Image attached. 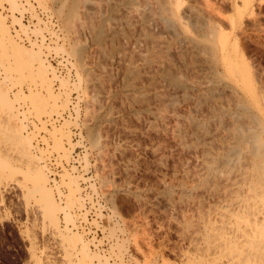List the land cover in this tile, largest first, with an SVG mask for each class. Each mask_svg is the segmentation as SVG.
Masks as SVG:
<instances>
[{"label":"rangeland","instance_id":"rangeland-1","mask_svg":"<svg viewBox=\"0 0 264 264\" xmlns=\"http://www.w3.org/2000/svg\"><path fill=\"white\" fill-rule=\"evenodd\" d=\"M36 1L52 7L63 27L62 41L46 48L67 53L81 78V156L92 169L85 175L63 169L57 185L67 193L57 199L59 186L50 182L42 154L51 149L69 159L75 121L69 114L47 125V118L62 114L73 89L44 57L43 45L13 35L9 17L27 28L14 14L22 0H0L11 10L0 11V88L7 94L0 99V264H36L41 250L52 264H81L80 246L63 249L50 237L26 170L14 166L23 153L46 176L58 232L82 237L89 264H125L127 249L132 264H194L195 256L206 257L197 249L206 219L225 198L239 193L252 200L264 187L255 177L257 166L264 167V142L257 157L250 134L264 141V0H174L183 21L175 25L166 23L162 0ZM27 51L34 54L28 57L33 73L11 55ZM18 128L21 138L13 132ZM84 181L120 216L119 222L103 217L109 237L102 251L76 227Z\"/></svg>","mask_w":264,"mask_h":264},{"label":"bare ground","instance_id":"bare-ground-1","mask_svg":"<svg viewBox=\"0 0 264 264\" xmlns=\"http://www.w3.org/2000/svg\"><path fill=\"white\" fill-rule=\"evenodd\" d=\"M173 1L174 0H162L161 1V9L164 12L163 17H164L166 23H168L169 25H175V23H182L183 22L181 20V15L178 11V8L174 6L175 4H173ZM22 2H23L22 11L19 13H22L23 10H25V9L33 7V4L31 5V3H32L31 0H30V3L26 2L25 0H22ZM5 3H7V2H5ZM25 5H28V7ZM42 7L47 8L45 6H42ZM2 8H4V3H3ZM7 8L9 9L8 3H7ZM31 9H33V8H31ZM0 11L2 12L1 9H0ZM53 11H54V9H53ZM7 13L10 14L11 10H10V12H7ZM14 14H16V16H19L21 18V16L19 14L15 13V12H14ZM33 14H35V13H33ZM38 19H40V18H38ZM9 24L12 25V20H11V22H9ZM22 24L24 26H26L27 28H22L21 25L19 24L20 29H22L24 31L29 29V26L26 23H24L23 21H22ZM35 27H31V31H33ZM39 27H41V26H39ZM20 29H17V30L11 29V31H12L13 35L17 38V40H19L21 42V40L18 39ZM23 44H26V43H23ZM27 45H30V46L31 45H36V46H42L43 45L44 46L43 47L44 57L46 59H48V57H47L48 52H46L44 50V48L47 49L46 47H48V46L53 48V46H54V45L46 44L45 42H36V41H32L31 44H27ZM49 50H51V49H49ZM49 50L47 49V51H49ZM53 50L57 51L55 49H53ZM11 55L14 57L15 60H18V61L20 60L22 63L27 61L28 65H29L28 69L32 73L34 72L33 64L31 61V59L33 60L34 54H32L30 51L21 52V53L20 52H13ZM28 57H30L31 59H28ZM14 65H13V67H14ZM52 66L56 69V73L58 76H60V78H65L70 82V86L72 89H78L80 91V88H78L80 86L79 84L81 82V78L79 75H78V80H76L77 78L72 80L70 76H68L66 74L65 75L61 74L54 64H52ZM28 69H26V70H28ZM23 74H25V73H23ZM55 80L59 81L57 89L62 90V88L60 87V80L59 79H55ZM1 85H2V83H1ZM1 89L2 88H0V99L3 100L4 98L6 99L7 94L4 91H2ZM3 89H5V88H3ZM80 96L82 98L81 92H80ZM76 111L77 112H76L75 118H77L79 115L78 114L79 113V107L76 108ZM57 116H61L59 118H62L65 115L57 114ZM4 117H6V116H4ZM59 118L56 117L54 119H51V117H48L47 121L49 119L50 124H55L56 123L55 121ZM5 120H6V118H5ZM75 120L76 119H74V121ZM253 122H254V120H253ZM11 123L13 124V122H11ZM75 123H76V121H75ZM30 126H32V124H30ZM13 132H14V135L16 137L21 138V129L20 128L13 129ZM251 132L252 133H250V134L253 135L254 139H252V140L255 143L254 147L256 149V151H254V152L257 154V157H258V155L259 156L262 155L259 153L261 151L260 146H262L264 141H262V139L259 137L260 134L258 135L256 133H254L253 131H251ZM241 133H243V132H241ZM39 138L41 139V137H38V139ZM11 139H13V138H11ZM20 140H22V139H20ZM37 140H35V144H38ZM14 143H16V141ZM76 143H77V141H76ZM17 150H18V148H17ZM252 150H254V149H252ZM58 155L60 156L59 153H58ZM71 159H72V156H71V152H70L68 160H71ZM257 159H258L257 163L260 164L259 161H261V159L260 160H259V158H257ZM16 160H17V163H14L16 170H19L20 168H22V170H23V168L26 170L25 177L28 181L31 182L33 190L35 192H37V197H38L37 206L43 215L44 221H46V223L49 224L50 237L53 239V241H55V243H59L63 249H69L71 247L75 250L78 248V246H80V249L78 248L77 252H76L80 258V263L81 264H89L90 261L87 262V260H88V257L90 258V252H89L90 250L88 249V246L82 240V237L79 235H75L73 238L69 239L67 236L62 235L61 233L58 232V221H57L58 220L57 219V209L58 208H57V205L53 199V195H52L51 190L49 189V187L47 188L45 186L46 176H45L44 172H42L41 169L39 170V168H37L36 165L33 164V162H34L33 159L27 153L18 154ZM8 163H9V161H8ZM8 163L6 161V164H8ZM11 163H13V162H11ZM6 164L4 163V165H6ZM44 165H45V163H44ZM11 166L13 167L12 164H11ZM17 166L19 167V169L17 168ZM12 167H10V168H12ZM258 167H259V169H257V171H255L256 173H258V175L257 176L254 175V176L256 178H258V183L260 182V184L261 183L264 184V167H263V164H262V166L261 165L257 166V168ZM260 167L261 168L263 167L262 170ZM3 168H2V170L4 171ZM10 168L8 167V171ZM72 168L73 169L75 168V170H76L75 165H71L70 169H72ZM63 169H67V167H64ZM12 170H14V169L12 168L11 171ZM67 170H69V168ZM75 170H73V171H75ZM46 172H48L47 168H46ZM6 173H4V174H6ZM11 174L12 173H10V175ZM10 175L8 174L7 176H10ZM60 179H61V176H60ZM58 181H55L53 185L59 186V185H57ZM249 185H251V184H249ZM64 188H65V186H64ZM260 188H261L260 190H255L254 198L252 200L247 199V198L242 199V196H237L239 193L234 194L237 198L231 197L228 200H227V198H225L226 200H225V202L221 203L220 208L218 210H216V212L214 211L215 212L214 216L210 217L209 219H206L207 221H205V223H204V228H202L203 230L200 228L202 230V234H201L202 241L200 242L202 244V246L201 245L197 246V249L200 248L206 252L205 253L206 257L200 258V257L195 256L194 258H199V259L198 260L193 259V262H195L194 264H204V263H208V264H264V187L260 186ZM66 193H67L66 188H65L64 192L60 189V187H59V189L57 187L55 188L56 197L58 200H61L62 202L65 199ZM83 199H84V193H82V202H83ZM84 208L85 209L83 210V212L77 211V210L74 212H77L76 214L79 213V215L75 218L76 219V227L79 230L85 232V229H83V227H82V229H80L78 227L79 224L77 223V220L80 217V215H82V217L84 218L83 214H84V211H86L87 207H84ZM211 215H213V214L211 213ZM62 217L64 218V215ZM63 224H65V223H63ZM69 226H73V225L71 224ZM90 239L94 240L93 237H91ZM91 248H93V247H91ZM93 249L98 250L96 248H93ZM43 257H45L46 259L42 260ZM35 258H36V260H35L36 264H52V261H53L52 257L50 255L46 254L44 252V250L38 251L37 254H35ZM188 258H189V256H188ZM64 260L67 261V258ZM188 261H191V260L189 259ZM167 264H168V262H167ZM191 264H193V263H191Z\"/></svg>","mask_w":264,"mask_h":264},{"label":"built area","instance_id":"built-area-1","mask_svg":"<svg viewBox=\"0 0 264 264\" xmlns=\"http://www.w3.org/2000/svg\"><path fill=\"white\" fill-rule=\"evenodd\" d=\"M31 2L33 4V9H25L22 13L15 11V13L19 15L22 14L21 20L29 26V29L24 31L20 29V25L18 23H12V30L20 29L18 39L26 44H31L32 41L45 42L46 44H53L62 41L63 27L58 15L49 6L47 8H43L37 3L36 0H31ZM25 6L28 7V5ZM0 9L5 12H10V10L7 8V3L5 2L4 8L0 7ZM8 22H11L10 17ZM35 23H38L42 27L40 33L31 31V27H33ZM44 50L47 51V49L45 48ZM47 57L48 60L57 67L61 74L70 76L72 80L77 77L76 68L72 63V58L67 53L62 51H54L51 49L48 52ZM58 84L59 81L54 80L55 88H57ZM81 104L82 98L80 96V91L78 89H73L70 92V103L68 104V107L62 111V115L67 116L70 114L72 118L76 119V123L71 126L72 137H75L74 140L77 141L75 147L71 151L72 159L68 160L63 156L60 157L58 155V152L51 149H48L47 152H44L42 154L44 155L42 162L45 163L46 168L48 169L47 173L52 184L60 179V173L64 167L70 168L71 165H75L83 175L87 174L92 169L91 160L89 159L87 163L85 161L83 162L81 156V154L83 153L82 151L84 150V148H86V139L82 132L81 121L79 117L75 118L77 112L76 108L79 107L80 110ZM56 117L59 118L61 116H57L56 113H53L51 115V119H54ZM59 119H57L55 122H57ZM47 125H51L49 119ZM38 145H41V147L42 145H44V141L40 138L38 139ZM59 187L64 192V186L60 185ZM83 193V204L84 207L88 208V211L86 213V220L82 217V215H80V217L78 218V227L80 229H82V227L83 229H85V234L87 235V237L94 238V240L91 241V247L102 251L105 246L104 241H107L109 237L108 234H105L104 231V225L102 224L103 217L105 216V214H107L111 216L112 220L119 222L120 216L119 213L109 207L107 200L103 199L102 194L99 192L98 188L95 185L87 184L84 181ZM84 207H82L80 210L77 209V211L83 212V210L85 209ZM62 223H65L63 217ZM99 240H101L102 242H99ZM128 251V249L126 251H123V258L125 264H132V260L129 256Z\"/></svg>","mask_w":264,"mask_h":264}]
</instances>
